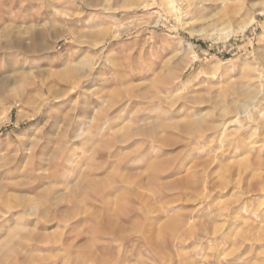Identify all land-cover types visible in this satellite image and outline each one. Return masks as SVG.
I'll return each mask as SVG.
<instances>
[{
    "label": "rangeland",
    "instance_id": "1",
    "mask_svg": "<svg viewBox=\"0 0 264 264\" xmlns=\"http://www.w3.org/2000/svg\"><path fill=\"white\" fill-rule=\"evenodd\" d=\"M195 1L0 0L2 261L264 264V98L177 127L259 60L264 0Z\"/></svg>",
    "mask_w": 264,
    "mask_h": 264
},
{
    "label": "bare ground",
    "instance_id": "2",
    "mask_svg": "<svg viewBox=\"0 0 264 264\" xmlns=\"http://www.w3.org/2000/svg\"><path fill=\"white\" fill-rule=\"evenodd\" d=\"M207 0H196L194 2V7L201 8L204 7V2ZM224 4H227V0H221ZM168 7L171 9H180L182 8L176 5L174 0H165ZM183 5V4H182ZM230 11V10H229ZM232 12V11H231ZM264 14V8L260 12ZM226 16V15H225ZM229 16V15H228ZM233 16V15H232ZM254 18H251L246 24L240 25L235 30L234 28L229 27L226 32H230L232 30L243 32L249 25L254 22ZM229 22V21H228ZM227 28V27H226ZM226 28H218V31H225ZM194 33L196 31H190ZM191 44H188L190 47ZM87 64V63H86ZM82 65H85L84 63ZM80 65V66H82ZM216 67V66H215ZM83 68V67H82ZM80 69V68H79ZM77 69V70H79ZM208 74V72H205ZM205 76V75H204ZM244 80L239 83V85L234 88L232 94H224L210 106L209 110L205 112H194V117L190 120H187L184 124H178L177 127H180L186 133L192 132L194 129L197 128H205L206 132H221V131H238L241 127L240 119L247 120L249 115L252 113V106L256 102L259 97L264 98V49L260 50V57L259 60L256 61L253 68L245 74ZM173 86V85H172ZM172 86H166L163 88L165 94L177 95L174 94V90L171 89ZM235 87V86H234ZM164 95L159 98V105H168L167 107L172 105V102L169 100L171 96ZM186 101H190L188 98ZM208 102V101H207ZM198 103V101H197ZM214 116L215 118L212 119L211 122L206 123L205 118L207 116ZM258 122V119H256ZM79 133V132H78ZM76 136H79L76 135ZM78 138V137H77ZM253 168L258 170L260 168L259 162H255L253 164ZM262 176V175H261ZM263 177V176H262ZM264 183H262V179L258 182L257 186L254 188L255 191H264ZM250 191V189H245V193ZM264 200V199H263ZM250 228H248V233H250ZM251 241V240H250ZM249 246L251 244H248ZM0 246V250H1ZM3 255V254H2ZM2 256L0 254V264H12V260L2 261ZM15 263H22L21 261H16Z\"/></svg>",
    "mask_w": 264,
    "mask_h": 264
}]
</instances>
